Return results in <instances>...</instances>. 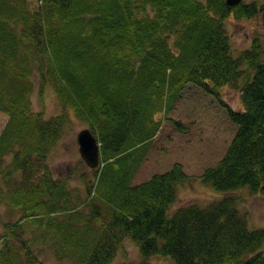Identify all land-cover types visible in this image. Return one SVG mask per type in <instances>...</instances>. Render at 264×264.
I'll list each match as a JSON object with an SVG mask.
<instances>
[{
  "label": "trees",
  "instance_id": "16d2710c",
  "mask_svg": "<svg viewBox=\"0 0 264 264\" xmlns=\"http://www.w3.org/2000/svg\"><path fill=\"white\" fill-rule=\"evenodd\" d=\"M39 3L0 0V264H45L46 254L112 264L127 240L138 264H264V230L231 197L264 198V53L256 39L235 56L225 26L231 15L264 23V4ZM35 77L61 115L33 110ZM224 88L240 92L243 111ZM69 112L100 144V166L79 175L84 194L70 186L76 173L56 178L49 164ZM194 179L225 197L170 215Z\"/></svg>",
  "mask_w": 264,
  "mask_h": 264
},
{
  "label": "rangeland",
  "instance_id": "374dc122",
  "mask_svg": "<svg viewBox=\"0 0 264 264\" xmlns=\"http://www.w3.org/2000/svg\"><path fill=\"white\" fill-rule=\"evenodd\" d=\"M27 1L30 3L33 10L38 9L40 5L39 0ZM200 1L205 3L207 0ZM243 3L263 5L264 0H243ZM225 26L235 56L250 49L256 39L260 42L264 53V23L262 16L252 19H237L231 15L226 20ZM35 85V93L32 96L33 110L37 113L44 114L46 119L61 115L63 110L54 91L50 87H47L41 92L38 85V77H35ZM221 94L224 101L229 104L232 109L236 111L244 110L239 91L231 88H224ZM69 114L72 119V126L54 150L49 159V164L56 178L69 177L71 174L76 173L73 181L70 182V186L72 189H79L80 192L84 194L83 184L80 181L79 175L83 170L86 172L89 168L85 164L84 166L80 165L82 159L79 154L77 138L81 131L89 129V127L79 122L72 112H69ZM163 118V115L157 117L158 120H162ZM8 120V116L0 112V136ZM157 159L158 158H153L152 163L155 161L157 162ZM224 197V195L217 193L212 187L203 184L202 181L198 179H194L178 186L177 201L171 207L169 214L173 215L180 208L191 204L206 207ZM231 197L237 200V209L240 214L246 216L250 229L264 230V198L252 196L248 189L237 191L233 193ZM0 214H4V209L0 208ZM6 219V216L3 215L2 220H0V236L3 234L2 222H6ZM262 251L264 252V247ZM42 260L45 264H71L69 261H58L52 254L42 256ZM140 260L141 255L139 248L131 240H127L125 241V249L117 255L112 264H138ZM150 262L151 264H174L171 260L160 257L151 258Z\"/></svg>",
  "mask_w": 264,
  "mask_h": 264
},
{
  "label": "water",
  "instance_id": "95a60500",
  "mask_svg": "<svg viewBox=\"0 0 264 264\" xmlns=\"http://www.w3.org/2000/svg\"><path fill=\"white\" fill-rule=\"evenodd\" d=\"M243 0H226L228 7L233 8L241 4ZM79 154L89 169H97L100 166V144L90 129H85L77 138Z\"/></svg>",
  "mask_w": 264,
  "mask_h": 264
}]
</instances>
